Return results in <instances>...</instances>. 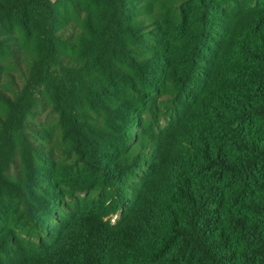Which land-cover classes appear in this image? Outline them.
<instances>
[{"label": "trees", "instance_id": "1", "mask_svg": "<svg viewBox=\"0 0 264 264\" xmlns=\"http://www.w3.org/2000/svg\"><path fill=\"white\" fill-rule=\"evenodd\" d=\"M0 264H264V0H0Z\"/></svg>", "mask_w": 264, "mask_h": 264}, {"label": "rangeland", "instance_id": "2", "mask_svg": "<svg viewBox=\"0 0 264 264\" xmlns=\"http://www.w3.org/2000/svg\"><path fill=\"white\" fill-rule=\"evenodd\" d=\"M51 117L50 114L48 112H43L42 115H40V121H50ZM85 194H80L79 197H81L82 199L85 197ZM116 218H114L115 220Z\"/></svg>", "mask_w": 264, "mask_h": 264}, {"label": "built area", "instance_id": "3", "mask_svg": "<svg viewBox=\"0 0 264 264\" xmlns=\"http://www.w3.org/2000/svg\"><path fill=\"white\" fill-rule=\"evenodd\" d=\"M53 1H56V0H53Z\"/></svg>", "mask_w": 264, "mask_h": 264}]
</instances>
